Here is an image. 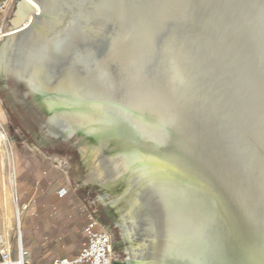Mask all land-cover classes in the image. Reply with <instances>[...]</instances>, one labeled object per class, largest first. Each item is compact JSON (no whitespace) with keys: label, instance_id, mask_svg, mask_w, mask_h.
Wrapping results in <instances>:
<instances>
[{"label":"rangeland","instance_id":"1","mask_svg":"<svg viewBox=\"0 0 264 264\" xmlns=\"http://www.w3.org/2000/svg\"><path fill=\"white\" fill-rule=\"evenodd\" d=\"M22 1L23 0H9L8 9L3 15H0L2 22V28L0 29V52L4 44H9L6 55L8 66L14 69V61L17 59L20 52L26 50L21 40L26 33L33 32L41 22L52 24L50 39L65 44L66 49H68L67 47L71 44V48L73 47V49L71 50L70 57L71 65L63 66L58 79L54 80L52 83L46 84L47 88L49 90H57L60 87V83L62 84L71 79V96L88 104L90 109L96 111V115H100L101 117L92 120L97 125L96 127H91L93 129H88L86 131L73 129L71 138L68 140L52 135L48 131V126L52 123L56 114V109L58 108L53 103L52 99L43 94L31 82L20 80L14 75L6 76L0 70V136H4L0 141V235L3 233L2 229L5 221V210L2 208V199H6L7 196L11 219V221L8 220L9 236L13 237L15 244L18 245L17 242L19 240L21 224L18 222L17 207L30 201L31 196L36 193V184L33 183L30 178H22L21 172L27 167L26 163L30 162V160L35 163L37 160L46 159L50 163L49 168L51 171H47L45 179L48 180L54 188L59 189L61 193L70 188L75 190L80 200L84 203L86 212L95 219L100 228L107 230L111 234L113 264H138V262L141 264H164L170 257L175 259L178 263L170 261L168 264H264V158H262L264 157V0H183V6L181 5L182 2L178 0V2H176V0L173 1L174 3L170 2V0H161L162 2H160V0H151V3L145 0L142 4L146 3L149 6L151 4L149 9L146 4H144V6L140 4L142 0H138L140 1L139 3H137V0H134L135 4L133 0H124V2L117 0L119 1L117 2L118 5H116L117 3L115 0L114 2L109 0L111 3H116L115 11L113 8L115 6L112 5L113 3L109 5L110 2L107 3L108 0H69V2H66V0H47L49 2L51 1L49 5L51 9L46 7V0H31L34 4V7L30 9L32 21L28 23L25 28L23 27L22 31L10 35V28H13L15 23L14 18L17 12V6ZM147 2H149V4ZM152 2L154 4L153 6ZM121 3H125L128 6ZM158 3L160 5H158ZM185 3L191 5L189 6L190 8H188V4H186L188 10L184 7ZM217 3H219V5ZM119 4L122 7H128L129 10L123 7V12L126 10V13H122V7L120 6L117 8ZM137 4L141 6L139 9L144 11V13L146 12V15L138 9L136 6ZM165 4H172V9L168 7L169 5L165 7ZM178 4L179 9L177 8ZM105 6L107 8H105ZM145 6L148 11L153 7V10L151 9L152 14L150 11L148 13L146 10H143ZM158 6L160 10L164 7L163 9L172 10L175 14L168 10L167 17V14H165L166 10H162L165 11L162 12L164 16L163 14L159 15L161 14V12H159L156 17V11L159 9ZM182 7H184L185 11ZM110 9H112V11ZM117 9H121L119 16L115 13L119 11ZM134 9L136 12H133ZM192 9L193 12H190ZM204 9H207V12ZM213 9L219 11L218 14H221L220 19L217 17V11ZM221 11L224 14L229 13V16L224 15L227 16L225 17L226 20L225 18H221L224 17ZM134 13L137 17H135ZM176 13V17L180 14L185 17L189 15L191 20H188V22L186 20L188 17L185 20L184 16H182L183 18L178 17V19L181 20V24L176 25L179 20L176 17H172L173 15L175 16ZM120 14L124 15V18L122 15L120 17ZM138 14H142L141 16H143L142 22L139 23L144 24V26L146 25L145 28L148 29L144 27H142L144 29L140 28L142 24L139 25L138 19L141 21V16ZM143 14L146 17L149 15L146 20H150L151 17L155 18L154 20L152 19V21L147 20L151 23V26L147 25ZM114 15L118 17V19L113 18L115 17ZM125 15L129 16L125 17ZM231 15H234L233 17L236 21L233 20L234 18H230ZM193 16L196 17L194 18ZM215 17L218 19L219 24L215 22ZM119 18L125 19L124 21L128 19L127 22L129 21V25L125 23L123 26L121 22L124 21ZM156 18H159V20L156 21ZM173 18L176 19V23ZM209 18L210 21H208ZM116 20L120 23H116ZM197 20L199 22H197ZM135 21H137V23ZM182 21H185L184 25ZM227 21H230L228 25ZM158 22H162V24ZM169 22L171 24H169ZM207 22H209V25L213 26L205 25ZM240 22L241 25H239ZM152 23H154V25H152ZM172 23L175 24L173 25ZM198 23L199 26L197 25ZM224 23H226V25H224ZM247 23L249 25H247ZM120 24L122 25L120 26ZM137 24L138 26L135 27L134 25ZM215 24L221 28L219 29L218 27L221 33V35L218 33L220 35L218 38L217 32L215 34V31H218L217 27H214ZM169 25L173 26L170 27ZM122 26L128 29L127 31L125 29L123 34H121L122 32L119 33V35L121 34L123 36L120 35L117 37L118 32L124 29ZM198 27L200 30L196 29ZM120 28L122 30H119ZM154 28L155 30H153ZM169 28L172 30L169 31ZM205 28L207 32H205ZM232 28H237L238 31L236 30V32L232 30ZM149 29L151 31H149ZM185 29L190 32V35L187 34ZM156 30L157 32L160 31L161 33H159L161 35L155 33ZM210 30L212 32L214 31V34H211ZM153 31L156 36H154ZM208 31L209 34L216 36H209ZM132 32L133 34L135 33V35H133ZM151 32L153 35H151ZM174 32L178 33V36ZM196 32L199 35L195 34ZM231 32L238 33V35L236 34L234 37L235 33L231 35ZM239 32L243 34L241 35L242 37H240ZM138 33L142 34V40V37L139 36L140 34ZM168 33L170 36L174 33L173 37H176V41L174 40L176 43L173 41L174 38H171L172 41L168 40L170 37ZM222 34H224V36ZM158 35L159 37H157ZM192 35L197 36L198 39ZM147 36L149 37L147 38ZM122 37L126 38V41L124 38L125 42ZM153 37H155V42H153ZM182 37L183 39L179 40ZM204 37L205 41L202 43L201 41ZM219 37H222V39ZM229 37L231 40L230 42H233L231 43L233 44L231 47H229V45H231L229 44ZM236 37L240 39L238 42H241L240 44L242 45L237 44L238 42L235 43L234 38L237 39ZM112 38H114V41H112ZM115 38H119L120 40L117 39V41ZM150 38H152V41ZM158 38H164V40L157 43L160 40ZM214 38L220 39L219 43L213 42L216 40ZM137 39L141 42L144 41L145 43H143L145 45L138 42ZM191 39L196 41L194 42V40ZM250 39L252 42L249 41ZM121 41L124 42V44L121 43ZM180 41L184 46H186V43L187 47L185 49L187 50L189 47V51L193 53L188 50V52H185ZM119 42L121 43L120 45L123 44L122 47H124H120L121 50L118 49ZM161 42L163 44L162 47L159 46ZM172 42L174 46H172ZM199 43L202 46H207L206 44L208 43L214 52L219 49L218 53L215 52V54H213L216 55V58H219L218 64L222 62L221 64L223 65V61L226 62L223 65L224 68L221 65V68H219L220 70L216 71L217 66L220 64L218 65L217 62H215L216 59L214 56L213 61H211L212 53L207 54L209 56L211 55V60L209 56L208 60L205 59L206 61L210 60L208 62L209 64H205L206 61L204 57L202 56L203 59H201L202 57L200 56L203 66L202 64L198 65V63H196L200 60L198 52L202 53V50L205 52L207 48L204 53L206 58L207 50H211L208 47L202 48L201 45L198 46ZM115 44L117 45L114 47ZM215 44L217 46H215ZM219 44L224 47H220ZM141 45H144L143 48ZM237 45H239V47H237ZM109 46H113V48H111L113 51H110L111 49ZM127 46L131 48L133 52V59H130L131 62L128 63L130 64V68L126 65L116 74V68L113 69V65H108V67H112L111 70L113 72L110 71L112 75L117 78L119 84L117 89L109 91L105 86H101L102 84L99 82L100 80H98L99 78L97 76V74H99L98 70H101L99 67L102 66L101 68L103 70L111 57V55L106 56L103 53L111 54V52H114L115 55H119L116 54L119 50V52L121 51L119 56L123 59L125 57L123 53H126L128 50ZM163 46L165 47L163 48ZM145 47L147 48L146 52L147 50L149 52L145 53ZM156 47H158V49ZM198 47L202 50L199 49L200 51L194 53L196 52L195 49L198 50ZM65 48L61 51L57 50L58 52L56 51V55L67 57L68 50L66 51ZM114 48L116 49L114 50ZM139 48H142V50ZM153 48L156 49L153 50ZM173 48L175 50L171 51ZM122 49L126 52H122ZM243 49L246 50L245 53ZM135 50L140 53L137 51L136 53ZM181 50L187 54V58L190 57L189 55L194 54V57L197 54L196 57H194L195 62L192 60L194 58L186 60V55L183 54ZM212 50L211 52H213ZM221 50H224V52ZM255 50H257V52ZM219 51H221V54H219ZM253 51L256 52L255 58L257 59L255 60L251 57L254 55ZM174 52L175 54L173 55ZM152 53H156L155 56L154 54L152 55ZM223 53L225 55H223ZM114 54L112 53V58L115 57ZM226 55H228L227 58L230 60L233 59V61L231 60L232 65L228 64L229 66H227L228 60L226 61ZM161 56L163 58L166 56V59H163ZM107 57L109 60L106 59ZM155 57L157 61H155ZM177 57L180 59H177ZM104 58L106 62L103 60ZM140 59L141 62H139ZM143 60H145V63L141 64L144 62ZM174 60L175 63L177 61L176 64L173 62ZM184 60L188 62V64H186ZM230 60L228 63L231 62ZM102 61L106 65L102 63ZM154 61L157 62V64ZM165 61L169 66L165 63L167 65L165 67ZM153 62L154 65H152ZM171 63L173 64L171 65ZM210 63H214V65L211 64L214 68L210 66V68L206 67L210 65ZM97 64H99V66ZM137 64L139 65L137 66ZM145 64H147L146 68L149 71H144L146 70V68H144ZM148 64L149 66L151 65L150 68ZM191 64L197 67L196 72L193 68L195 66L188 67ZM142 65L144 66L142 68L143 72H141L140 67ZM183 65H186L185 67H187L189 71H194V73L191 72L190 74L189 71H186L187 69H183ZM160 66L164 69L162 70ZM177 66L179 67V71L181 70L180 72L177 71ZM132 67H134V69ZM198 67L204 72L198 69ZM206 68L208 72H206ZM228 68H233L234 70L232 71ZM136 69L140 72L139 74ZM166 69H168L167 71L171 72V74L168 73ZM223 69H227L228 75L225 73L226 70L224 72L222 71L223 73L221 72ZM153 71H155V73ZM182 71H185L184 74ZM197 71H201L200 73L204 74L201 76ZM180 73L183 74V77L182 75L180 76ZM121 75L122 78H120ZM160 75H162V78ZM164 75L168 77L166 76L167 78H164ZM209 75H211V78ZM95 76H97V79ZM131 76H133L131 79L127 78ZM159 76L160 78H158ZM169 78L173 81L168 80ZM123 80H126L125 83ZM74 81L76 83H74ZM175 82L177 84H175ZM207 83L209 84L207 85ZM134 84L138 85L135 86ZM97 86L99 88H97ZM177 86L180 88L179 90ZM100 87L103 91L99 90ZM191 87H193L192 90L190 89ZM197 90L200 94L197 93ZM91 91L93 94H91ZM95 91H97V95L94 94ZM191 91H194V94ZM232 93L235 96L232 95ZM176 94H178L177 96L181 95L183 99L177 97ZM189 94H191V97L192 94L194 95L191 100ZM201 95L205 98L201 97ZM145 96H147V98ZM152 97L155 103L151 102ZM171 97H174L173 99L176 101L172 100L171 102ZM161 98H163L162 100L164 102ZM186 98L188 99L186 100ZM219 98H221V100ZM149 99L151 101H149ZM184 99L186 101H183ZM199 99H201L202 105ZM213 100L215 101L213 102ZM165 101H168L167 104ZM192 101L193 104L190 107ZM195 101L197 106L195 105ZM207 102L209 104H207ZM149 104L151 105L149 106ZM175 104H179L180 106ZM211 108L214 112L216 108L217 110H223L224 112H222V115L224 116L228 115L230 111L232 115L229 114V118L226 117L225 122L224 116L220 113L221 111L218 114L219 118H217L218 112H215L216 114L212 116L214 112H212ZM225 109L229 110L226 111ZM209 110H211V113L208 112ZM171 112L175 117L178 113L176 122L179 128V135L182 142L184 141L183 146L185 153L187 154L185 163L169 159L168 167L170 171L160 172L161 166L159 164H162L165 160L162 161L161 153L149 147V136L144 133L135 132H133L135 135L132 136L129 130L134 125L135 118L137 117L150 124V122L154 121H163L165 118L169 117ZM233 112H237L240 115L235 113V119H233ZM148 113L151 115L150 117ZM199 114L201 115L199 116ZM178 115L180 116L179 119H177L179 117ZM237 115L239 117H237ZM230 118H232V120ZM228 119L230 120L228 121ZM239 120L244 121L239 122ZM66 123L67 124L64 126L66 129H69L76 126L77 119L71 118V122L66 120ZM99 131L116 134L118 136V141L112 142V140L107 139L100 142L89 136V132ZM183 138H185V140H183ZM238 138H240L239 141ZM84 150L90 151L89 158L84 155ZM188 154H191V156ZM93 179L105 180L108 184L107 186H103L99 183H95ZM157 184L159 185L157 186ZM217 192H219L221 196H219ZM202 194L205 196H202ZM203 197L207 199L205 200ZM228 201L231 203L230 205H228ZM137 208H140L141 214L136 220L135 238L132 239L128 234L127 228L123 224V217L129 216L131 212L134 213ZM168 218H170L169 226ZM21 219L22 215L20 223ZM213 221H217V223L215 222L214 224ZM238 233L246 234L247 237H252L253 239L252 241H241L240 238L237 239ZM205 241H207L206 246ZM257 254L260 255L258 256Z\"/></svg>","mask_w":264,"mask_h":264},{"label":"bare ground","instance_id":"2","mask_svg":"<svg viewBox=\"0 0 264 264\" xmlns=\"http://www.w3.org/2000/svg\"><path fill=\"white\" fill-rule=\"evenodd\" d=\"M69 2V0H66V2ZM113 2H114V0H112ZM121 1H123L124 2V0H121ZM126 1V0H125ZM136 1V0H135ZM149 2L151 1V0H148ZM153 1V0H152ZM159 1V0H158ZM166 1V0H165ZM173 1H175V0H170V2H173ZM179 2L181 1L182 3H181V5L183 4V0H178ZM177 0H176V2H178ZM186 1V0H185ZM190 1V0H189ZM51 2V1H50ZM49 1H45V5H46V7H48V9H51L50 7H49V5L51 4ZM107 2V1H106ZM105 2V3H106ZM110 2V4L109 5H111L112 3H111V1H109L108 0V2L107 3H109ZM115 2L117 3V2H119V1H117V0H115ZM140 1H138L137 0V3H139ZM143 2H145V0L143 1H141L140 2V4L141 5H143L144 6V4H146V3H144V4H142ZM149 2H147L148 4H149ZM160 2H162L161 0H160ZM53 3V2H52ZM115 3V4H116ZM127 3V2H126ZM128 3H129V1H128ZM127 3V4H128ZM133 3H134V0H133ZM151 3V2H150ZM174 3V2H173ZM172 3V4H173ZM190 3V2H189ZM216 3V2H215ZM115 4L113 3L112 5L113 6H115ZM121 4H124V5H126V6H128L127 4H125V3H121ZM135 4V3H134ZM167 4V3H166ZM164 5L165 7L166 6H168L169 8H171L172 9V7H173V5L172 4H168V5ZM177 4V3H176ZM186 4H188V3H185L184 4V7L186 8ZM212 4L214 5V3L212 2ZM218 5H219V3H217ZM216 4V5H217ZM54 5V4H53ZM103 5V4H102ZM116 5H118V3L116 4ZM133 5V4H132ZM147 5V4H146ZM154 4H153V2H152V6H153ZM158 5H160L159 3H158ZM162 5H163V3H162ZM170 5H171V7H170ZM212 5V6H213ZM112 6V7H113ZM121 5L119 4V6H117V8L118 7H120ZM126 6L124 7V8H126ZM137 7H138V9H139V7L141 8V6L139 5V4H137L136 5ZM136 6H133V7H136ZM148 6V9H149V7L151 6V4H150V6L149 5H147ZM178 6H179V4L177 5V8H178ZM183 6V5H182ZM189 6H191L190 4H188V8H190ZM195 6H197V5H195ZM31 7H34V4H33V2L31 1V0H23L22 2H20L19 4H18V6H17V12H16V15H15V18H14V20H15V23H14V27L13 28H10V32H11V34L10 35H12V34H15V33H17V32H20V31H22L23 29V27L25 28L26 26H27V24L28 23H30L31 21H32V16H31V13H30V9H31ZM107 7H108V5H107ZM106 6H105V8H107ZM109 7H111V6H109ZM122 7V6H121ZM122 7V13H124L123 12V10H124V8ZM136 7V8H137ZM160 7H162V6H160ZM184 7H182V9L184 10ZM220 7V6H219ZM114 8V11L116 10V6L115 7H113ZM153 8V7H152ZM152 8H150V12H151V14H152ZM158 8H159V6H158ZM164 8V7H163ZM161 9L160 10V8L159 9H157V11H156V17L158 16V14H159V12H161V14H159V15H162L163 13L162 12H165V11H162V10H166V9ZM192 8V7H191ZM195 8H197V7H195ZM213 8H214V6H213ZM126 9H128V7L126 8ZM152 9V10H151ZM174 9V8H173ZM179 9V8H178ZM217 9H218V7H217ZM111 11H112V9H110ZM117 10H119L118 12L116 11L115 13H117L118 14V16H119V13H121V9H117ZM129 10V9H128ZM140 11H142L141 9H139ZM143 10H146V6H145V8L143 9ZM160 10V11H159ZM169 9H167L166 10V13L165 14H167L166 16L168 17V11ZM186 10H188L187 8H186ZM190 10V9H189ZM195 10H197V9H195ZM204 10H206V12H207V9H204ZM203 10V11H204ZM214 11H217V14L219 13V11L218 10H216V9H213ZM52 11V10H51ZM136 12V10L134 9L133 10V12ZM148 13H149V11L148 10H146ZM169 11H171V13L173 12L174 14H175V12L174 11H172V10H169ZM185 11V10H184ZM202 11V10H201ZM201 11H198V12H201ZM129 12V11H128ZM138 12V11H137ZM180 12V11H179ZM190 12H193V9H192V11H190ZM126 13V12H125ZM142 13H144V11H142ZM181 13V12H180ZM196 13H197V11H196ZM205 13V12H204ZM221 13H223L222 11H221ZM112 14H113V12H112ZM117 14H115V15H117ZM128 14V13H127ZM130 14V13H129ZM135 14V13H134ZM140 14V13H139ZM138 14V15H139ZM145 15H146V12L144 13ZM143 14V15H144ZM184 14V13H183ZM189 14H191V13H189ZM230 14H231V12H230ZM114 15V16H115ZM121 15L122 14H120V17H121ZM142 15V14H141ZM141 15H139V16H141ZM144 15V16H145ZM173 15V14H172ZM186 15V14H185ZM192 15V14H191ZM193 15H194V13H193ZM202 15V14H201ZM204 15H206V14H204ZM219 15V14H218ZM217 15V17H219V19H220V16H221V14L218 16ZM224 15H227V16H229V13H223V15L222 16H224ZM236 15V14H235ZM124 15H122V17H123ZM126 16H129V15H125V17ZM134 16V15H133ZM149 15H147V17H148ZM152 16V15H151ZM153 16H155V15H153ZM163 16H164V14H163ZM177 16V13H176V15L174 16H172V17H176ZM182 16H184V15H182ZM181 16V14L180 15H178V17L180 18V17H182ZM196 16H198V15H196ZM196 16H193L194 18L196 17ZM203 16V15H202ZM227 16H224V17H221V18H225V17H227ZM234 15H231V17L230 18H234L233 17ZM135 17H137V15L135 14ZM146 16H145V22H147V25H149V26H151V23H149L147 20H149V19H147L146 20V18H147ZM178 17H176L177 19H178ZM185 17V16H184ZM188 17V19H186ZM190 16L189 15H186V17L184 18V20L186 19L187 21L188 20H191L190 18H189ZM199 18H202V17H200V16H198ZM198 17H197V19H198ZM206 17V16H205ZM113 18H117L118 19V17H113ZM124 18V17H123ZM122 18V19H123ZM142 18H143V16H141V21H139L140 19H138V23L139 22H142ZM183 18V17H182ZM216 18V17H215ZM239 18V17H238ZM120 20H122L121 18H119ZM128 19H129V17H128ZM128 19H126V21H124L125 19H123V21L124 22H121V23H123V26H124V24L125 23H129V21L127 22V20ZM152 19L154 20L155 18L153 17H151V21H152ZM174 19V22L176 23V19L175 18H173ZM172 19V20H173ZM149 20V21H150ZM157 20H159V18L157 19L156 18V21ZM160 20L162 21V19L160 18ZM179 20V19H178ZM177 20V21H178ZM215 20V19H214ZM217 20V21H216ZM216 20H215V22L217 23L218 22V19L216 18ZM223 20V19H222ZM221 20V22L223 23V21ZM225 20H226V18H225ZM232 20V19H231ZM230 20V21H231ZM233 20H235V18L233 19ZM242 20V19H241ZM168 21V20H167ZM208 21H210V18H209V20ZM229 21V22H230ZM236 21V20H235ZM234 21V22H235ZM238 21H239V19H238ZM116 23H120V22H117V20L115 21ZM136 23H137V21H135ZM172 22V21H171ZM185 22V21H184ZM184 22L182 21V24L184 25ZM189 22V21H188ZM197 22H199L198 20H197ZM228 21H227V25H228V23H229ZM233 22V21H232ZM149 23V24H148ZM155 23V22H154ZM154 23H152V25H154ZM158 23H160V24H162V22H158ZM174 23V24H175ZM191 23V22H190ZM238 23V22H237ZM236 23V24H237ZM140 24H142V23H139V25ZM146 24V23H145ZM169 24H171L170 22H169ZM173 24V23H172ZM173 24V25H174ZM179 25V24H181V20H179V22L178 23H176V25ZM195 24H196V22H195ZM217 24H219V22L217 23ZM217 24H215V28L217 27V29H218V27L219 26H216ZM232 24H234V23H232ZM122 24H120V26H121ZM129 25V24H128ZM156 25H158V24H156ZM172 25V26H173ZM186 25V24H185ZM189 25H191V24H189ZM198 26H199V23L197 24ZM196 25V26H197ZM200 25H201V22H200ZM205 25H209V22H207V24H205ZM224 25H226V23H224ZM230 25V24H229ZM235 25V24H234ZM239 25H241V22H240V24ZM247 25H249L248 23H247ZM117 26H119V25H117ZM122 26V27H123ZM125 26H127V25H125ZM135 27L136 26H138V24L137 25H134ZM146 26V25H145ZM145 26H144V24H142V26L140 27L141 29H144L145 28ZM159 26V25H158ZM162 26V25H161ZM160 26V27H161ZM170 26V25H169ZM172 26H170V27H172ZM187 26V25H186ZM195 26V27H196ZM209 26H213V25H209ZM238 26V25H237ZM121 27V28H122ZM142 27H144V28H142ZM181 27V26H180ZM179 27V28H180ZM201 27V26H200ZM240 27V26H239ZM249 27V26H248ZM119 29V30H122L123 28V30L122 31H120V32H118V36L117 37H119L121 34H123V31L125 32V27H123L122 29ZM157 28V27H156ZM175 28L177 29V27L175 26ZM191 28V27H190ZM207 28V27H206ZM206 28H205V32H207L206 31ZM227 28V27H226ZM235 28V27H234ZM234 28H232V30H237V28L236 29H234ZM128 29V28H127ZM127 29H126V31H127ZM145 29H148V28H145ZM170 30L169 31H171L172 29L171 28H169ZM186 29H188V28H186ZM185 29V31L187 32V34H189L190 32H188L187 30ZM196 29H199L200 30V28L198 27V28H196ZM208 29V28H207ZM216 29V30H217ZM219 29H221L220 27H219ZM219 29H218V31H215V34H216V32H217V34L219 33L220 35H221V33L219 32ZM230 29V28H229ZM239 29V28H238ZM19 30V31H18ZM51 30H52V24H50V23H47V22H41L37 27H36V29L33 31V32H29V33H26L23 37H22V41H23V45H24V47H26V50H24V51H22V52H20V54L18 55V57H17V59L14 61V69H12V67H9L8 65V62H7V60H6V58H7V49H8V45H6V44H4L3 46H2V50H1V52H0V70H1V72L4 74V75H6V76H9V75H14V76H16L17 78H19L20 80H26V81H28V82H31L35 87H37L43 94H45V95H47V96H49L51 99H52V101H53V103L58 107L57 109H56V114H55V116H54V118H53V120H52V123L48 126V131L52 134V135H55V136H58V137H61V138H63L64 140H68L69 138H71V135H72V133H73V129H77V130H79V131H86V130H88V129H93V128H91V127H96L97 125L92 121L93 119H97V118H100L101 116L100 115H96V111H94L93 109H90V107L88 106V104H86V103H84V102H82V101H80V100H77L76 98H74V97H72L71 96V79H69L67 82L65 81V82H63L62 84L60 83V87H59V89H57V90H49L48 88H47V85L46 84H48V83H52V82H54V80H57L58 79V77L60 76L59 74L61 73V68H63V66L65 67V66H67V65H71V50L73 49V47L71 48V44L69 45V44H67V45H69L67 48L68 49H66L65 48V44H63V43H60V42H55V41H52L51 39H50V33H51ZM135 30V29H134ZM153 30H155V28L153 29ZM160 30V29H159ZM158 30V31H159ZM161 30H162V28H161ZM193 30V29H192ZM198 30V31H199ZM209 30V29H208ZM246 30V29H245ZM148 31V30H147ZM149 31H151L150 29H149ZM203 31V30H202ZM222 31H223V28H222ZM238 31V30H237ZM236 31V32H237ZM122 32V33H121ZM145 32H146V30H145ZM160 32V31H159ZM159 32H157V30H156V32L155 33H159ZM162 32H163V30H162ZM173 32V31H172ZM182 32V31H181ZM185 32V33H186ZM210 32H211V34H214V31L212 32L211 30H210ZM246 32V31H245ZM119 33H121L120 35H119ZM148 33V32H147ZM161 33V32H160ZM159 33V35H161ZM174 33H176V32H174ZM174 33H172L171 34V36H170V34H169V38H168V40H171V38H174L173 36V34ZM194 33V32H193ZM223 33V32H222ZM235 32H231V35H233ZM117 34V33H116ZM126 34V33H125ZM132 34H133V32H132ZM138 34H140V33H138ZM144 34V33H143ZM153 34H154V31H153ZM152 34V32H151V35H153ZM163 34V33H162ZM177 34V36H178V33H176ZM176 34H175V36H176ZM179 34H180V32H179ZM195 34H197V32L195 33ZM208 34H209V31H208ZM208 34H207V36H208ZM211 34H209V36L211 35ZM217 35V38H218V36H220V35ZM238 35V33H235L234 34V37H235V35ZM239 34H240V32H239ZM133 35H135V33L133 34ZM148 35V34H147ZM150 35V36H151ZM159 35L157 36V37H159ZM190 35V34H189ZM188 35V36H189ZM197 35H199V34H197ZM223 36H224V34H222ZM241 35H243L242 33L240 34V37H242ZM247 35V34H246ZM121 36H123V35H121ZM124 36H126V35H124ZM139 36H141L142 37V34H140ZM145 36V35H144ZM154 36H156L155 34H154ZM187 36V37H188ZM193 37H196L197 38V36H195V35H192ZM203 36H205V35H203ZM203 36H201V37H203ZM207 36H206V38H207ZM213 36H216V35H211V37H213ZM248 36V35H247ZM115 37V36H114ZM135 37V36H134ZM136 37H138V36H136ZM141 37H139V38H141ZM149 36H147V38H148ZM152 37V36H151ZM161 37H163V36H161ZM183 37H184V35H183ZM183 37L182 38H180L179 40H181V39H183ZM239 37V38H240ZM251 37V36H250ZM249 37V38H250ZM121 38V37H120ZM125 38V37H124ZM124 38L122 37V39H123V41H124ZM138 38V39H139ZM145 38V37H144ZM154 38L155 37H153V42H155L154 41ZM210 38V37H209ZM220 39H222V37H219ZM225 38H226V36H225ZM224 38V39H225ZM237 38V37H236ZM244 38V37H243ZM242 38V39H243ZM247 38V37H246ZM248 38V39H249ZM253 38V37H252ZM113 40L112 41H114V38H112ZM116 39V38H115ZM118 40H120L119 38H117ZM116 39V40H117ZM137 39V40H138ZM143 39V37L141 38V40ZM151 39V41H152V38H150ZM158 39H160L157 43H159L161 40H164V38H158ZM198 39V38H197ZM205 39V37L203 38V40L201 41L202 43H203V41H205L204 40ZM211 39V38H210ZM214 39H216V38H214ZM219 39V40H220ZM227 39V38H226ZM229 39V42L231 41L230 40V37L228 38ZM247 39V40H248ZM116 40H115V42H116ZM117 40V41H118ZM176 41V37L173 39V41ZM191 40H194V39H191ZM212 40V39H211ZM216 40H218V39H216ZM213 41V42H218L219 43V40L218 41ZM234 40H235V43L236 42H238V40H240V39H235L234 38ZM233 40V41H234ZM246 40V41H247ZM125 41H126V38H125ZM124 41V42H125ZM136 41V40H135ZM150 41V40H149ZM172 41V40H171ZM174 41V43H176ZM196 40H194V42H195ZM206 41H208V40H206ZM224 41H226V40H224ZM228 41V40H227ZM249 41H251L252 42V40L250 39ZM124 42H122L121 41V43H123L124 44ZM138 42H140V43H143V42H141V41H139L138 40ZM148 42V41H147ZM146 42V43H147ZM193 42V41H192ZM193 42V43H194ZM209 42V41H208ZM223 42V41H222ZM229 42H227V43H229ZM245 42V41H244ZM120 42H119V48L118 49H120L121 50V48L120 47H122V45H120L121 44ZM127 43V42H126ZM145 43V42H144ZM143 43V44H144ZM169 43V42H168ZM182 42L180 41V44H181ZM192 43V44H193ZM211 43V42H210ZM218 43H216V44H218ZM221 43V42H220ZM231 43H233V42H230L229 44H231ZM241 43V42H240ZM239 42L237 43V44H240ZM117 44H115L114 45V47L117 45ZM161 45H159V44H156V45H159L160 47H162V42L160 43ZM166 44H167V42H166ZM172 44H173V42H172ZM215 44V46H217ZM244 44V43H243ZM247 44V43H246ZM245 44V45H246ZM252 44V43H251ZM250 44V45H251ZM127 45V44H126ZM136 45H137V42H136ZM135 45V47L137 48V46ZM145 45V44H144ZM143 45V46H144ZM155 45V46H156ZM182 45H183V47H182ZM182 45H181V47L183 48V49H185L186 47H187V44L185 43V45L186 46H184V44L182 43ZM201 44L199 43V45L198 46H200ZM207 46H202V48L204 47V48H206V47H208V48H210L211 46H209L208 45V43L206 44ZM221 44H219V46H220ZM233 44H231V45H229V47H231ZM240 45H242V44H240ZM111 46V45H110ZM109 46V47H110ZM140 46V45H139ZM142 46V45H141ZM143 46H142V48H143ZM148 46H149V44H148ZM151 46H152V43H151ZM172 46H174V44L172 45ZM214 46V47H215ZM247 46H249V45H247ZM247 46H245L246 48H249V47H247ZM147 47V46H146ZM144 48V51H145V53H147V52H149L148 50H147V52H146V49L147 48ZM165 46H163V48H164ZM220 47H222V46H220ZM224 47V46H223ZM222 47V48H223ZM237 47H239V45H237ZM244 47V46H243ZM242 47V48H243ZM253 47V46H252ZM66 49V51L68 52V54H67V57L66 56H57L56 55V53L58 52L57 50H63V49ZM111 48H113V46L112 47H110V49ZM122 48H124V47H122ZM127 48H128V46H127ZM142 48H139V49H141L142 50ZM149 48V47H148ZM157 49H158V47H156ZM156 48H153V50L154 49H156ZM172 48V47H171ZM175 48V47H174ZM171 49V51L172 50H175V49ZM189 48V47H188ZM187 48V50L189 51L190 49H188ZM193 48V47H192ZM212 48H213V46H212ZM218 48V47H217ZM241 48V49H242ZM245 48V49H246ZM109 49V50H110ZM116 48H114V50H115ZM117 49V50H118ZM138 49V50H139ZM200 47H198V50L197 49H195V51L196 52H194V53H197V51H200V50H202V49H200ZM207 49V48H206ZM206 49H205V52H206ZM211 49V48H210ZM216 49V48H215ZM240 49V48H239ZM253 49V48H252ZM106 50V49H105ZM104 50V51H105ZM123 50V49H122ZM149 50L151 51V49L149 48ZM186 49L184 50L185 52H188ZM193 50H194V48H193ZM212 50V49H211ZM211 50H207V53H206V55L207 54H211L212 53V60L210 59V57H211V55L209 56V55H207L206 56V58H205V52H204V50H202L201 52L202 53H200V52H198L199 53V59L203 56L204 57V60L206 59V60H208V56H209V59L211 60V61H213V56L215 57V59H216V61L215 62H217V64H218V62H219V58H218V61H217V58H216V55H214L215 54V52L216 53H218V50L219 49H217V51H213V52H211ZM254 50V49H253ZM57 51V52H56ZM107 51V50H106ZM110 51H113L112 49L110 50ZM109 51V52H110ZM125 50H123L122 52H124ZM137 50H135V52H136ZM140 51V50H139ZM139 51H137L138 53H140ZM161 51V50H160ZM163 51H165V50H163ZM182 51V50H181ZM184 51H182L183 52V54H185L184 53ZM222 52H224V50H221ZM221 51H219V54H221L220 52ZM225 51H226V49H225ZM245 51L246 50H244L243 49V52L245 53ZM256 52H257V50H255ZM255 51H253L254 52V55H252L251 57L252 58H254V60L255 59H257V58H255V54H256V52ZM108 52V51H107ZM117 52V51H116ZM118 52H119V50H118ZM116 53V54H119L120 55V52L119 53ZM126 52V51H125ZM136 52V53H137ZM142 52V51H141ZM152 52V51H151ZM154 52V51H153ZM182 52H180V53H182ZM189 52H191V53H193L192 51H189ZM209 52V53H208ZM248 52V51H247ZM112 53L114 54V52H111V54H107V53H103V54H105L106 56L107 55H111V57L108 59V57L106 58L107 60H109L108 62H107V65L102 61V63H104L103 65L105 66L104 67V69L102 70V66L101 67H99L101 70L99 71L98 70V73L99 74H97V76H98V80H100L99 82H101V86H105L109 91H113L114 89H117V87L119 86V84H118V81H117V78H115L113 75H112V70H111V68L110 67H108V65L109 66H111V65H113L114 67H113V69L114 68H116V74H118V71L119 70H121L122 68H124L126 65H128L129 67L128 68H130V64H128V63H130L131 61H130V59L132 60L133 59V52L131 51V48H128V50H127V52L126 53H123V54H125V57L123 58V59H121V57L119 56V55H115L114 54V58H112ZM143 53V52H142ZM164 53V52H163ZM214 53V54H213ZM227 53V52H226ZM102 54V53H101ZM144 54V53H143ZM154 53H152V55H153ZM156 54V53H155ZM155 54H154V56H155ZM160 54V53H159ZM175 54V52L173 53V55ZM190 54V53H189ZM200 54H203V55H200ZM218 54V55H219ZM251 54H253V53H251ZM105 55H104V57H105ZM139 55V54H138ZM151 55V54H150ZM152 55H151V58H152ZM180 55V54H179ZM186 55V56H185ZM185 55H183V56H185V58H186V60H188L189 58H194V57H196V55L193 57V55H189L190 57L189 58H187L188 56H187V54H185ZM217 55V56H218ZM223 55H225L224 53H223ZM258 55V54H257ZM135 56V55H134ZM160 56V55H159ZM177 56V55H176ZM181 56V55H180ZM179 56V57H180ZM192 56V57H191ZM201 56V57H200ZM227 56L228 55H226V61L228 60V62H229V58H227ZM254 56V57H253ZM140 57V56H139ZM145 57V56H144ZM148 57V56H147ZM162 57V56H161ZM166 57V56H165ZM163 58V59H166V58ZM168 57V56H167ZM173 57V56H172ZM179 57H177V59H180ZM203 57L201 58V59H203ZM229 57H231V56H229ZM250 57V56H249ZM103 58V57H102ZM149 58V57H148ZM147 58V59H148ZM154 58V57H153ZM156 58V57H155ZM161 58V59H162ZM170 58V57H169ZM168 58V59H169ZM176 58V57H175ZM251 58V59H252ZM135 59V58H134ZM146 59V58H145ZM167 59V60H168ZM172 59V58H171ZM198 59V58H197ZM198 60L196 63H198V65L200 64H202V66H203V62L201 63V61L202 60ZM100 60V59H99ZM103 60H105V58L103 59ZM136 60H137V58H136ZM154 60V59H153ZM159 60V59H158ZM170 60V59H169ZM182 60H183V58H182ZM192 60H194V62H195V58L194 59H192ZM205 60V61H206ZM209 60V61H210ZM224 60V59H223ZM232 61H233V59H231ZM230 60V61H231ZM135 61V60H134ZM144 62H142L141 64H143V63H145V60H143ZM147 61V60H146ZM150 61H151V59H150ZM155 61H157V58H156V60ZM154 61V62H155ZM179 61V60H178ZM185 61V60H184ZM204 61V62H205ZM209 61H206V63L205 64H209L208 62ZM232 61L230 62V63H228L227 62V66H229L231 63H232ZM251 61H253V60H251ZM66 62H67V64H66ZM105 62H106V60H105ZM137 62V61H136ZM139 62H141V59H140V61ZM148 62V61H147ZM154 62H153V64L152 65H154ZM159 62V61H158ZM160 62H162V61H160ZM169 62V61H168ZM170 62H172V61H170ZM174 63H175V60L173 61ZM182 62V61H181ZM186 62V61H185ZM193 62V61H192ZM99 63V62H98ZM134 63V62H133ZM149 63V62H148ZM156 64H157V62H155ZM166 63V61L164 62V65H165V67L168 65L167 63V65L165 64ZM176 63H177V61H176ZM175 63V64H176ZM191 63V62H190ZM196 63H194V64H196ZM222 62H220L218 65L219 66H217V68H216V71H219L220 69L219 68H221L220 66L222 65L221 64ZM224 63H226V62H224L223 61V65H224ZM252 63V62H251ZM253 63H255L254 61H253ZM64 64H66V65H64ZM173 63H171V65H172ZM186 64H188V62H186ZM211 64H213L214 65V63H210V65H208V66H206V67H213L214 68V66L213 65H211ZM229 64V65H228ZM235 64V63H234ZM233 64V65H234ZM98 66H99V64H97ZM136 65V64H135ZM139 64H137V66H138ZM146 65L147 64H145V67L142 65V66H140L141 67V72H143L142 71V68L144 67V68H146ZM181 65H182V63H181ZM197 64H196V66H198ZM222 65V67L224 68V66ZM232 65V64H231ZM115 66H117V67H115ZM134 66V65H133ZM148 66H149V64H148ZM151 66V65H150ZM150 66H149V68H150ZM163 66V65H162ZM169 66V65H168ZM176 66V65H175ZM184 66V65H183ZM186 66V65H185ZM184 66V68L183 69H187V67H185ZM188 66V65H187ZM190 66H195V65H189L188 67H190ZM193 67L194 68V70H195V72H196V68L197 67ZM215 66H216V64H215ZM155 67H158V66H155ZM161 67V66H160ZM164 67V66H163ZM171 67V66H170ZM178 67V66H177ZM192 67H191V69H192ZM205 67V66H204ZM209 67V68H210ZM232 67V66H231ZM133 69H134V67H132ZM162 68V67H161ZM182 68V67H181ZM200 68H201V66H200ZM199 67H198V69H200ZM208 68V69H209ZM139 69V68H138ZM138 69H136L137 71H138ZM164 68H162V70H163ZM172 69H173V67H172ZM182 69V70H183ZM190 69V68H189ZM197 69V70H198ZM218 69V70H217ZM229 69V68H228ZM231 69V68H230ZM229 69V70H230ZM71 70V69H70ZM112 72H111V71ZM127 70V69H126ZM148 69L146 68V70H144V71H147ZM161 70V69H160ZM159 70V71H160ZM168 69H166V71H167ZM201 71H203L202 69H200ZM213 70V69H212ZM211 70V71H212ZM226 70V72L225 73H227V75H228V72H227V69H225ZM224 69L223 70H221V72L223 71H225ZM232 71L234 70L233 68L231 69ZM103 71V72H102ZM149 71V70H148ZM150 71H151V69H150ZM170 71H171V69H170ZM176 71V70H175ZM177 71H179V67H178V70ZM181 71V70H180ZM179 71V72H180ZM186 71H189L188 69L186 70ZM200 71V72H201ZM79 72V71H78ZM100 72H102V73H100ZM115 72V71H114ZM152 72V71H151ZM154 73H155V71H153ZM168 72V71H167ZM173 72V71H172ZM185 72V71H184ZM184 72L182 71V73L184 74ZM190 72V74H191V72H192V70H190L189 71ZM198 73H200L199 71H197ZM204 72V71H203ZM206 72H208L207 71V68H206ZM212 72H214V71H212ZM222 72V73H223ZM231 72V71H230ZM229 72V73H230ZM245 72V71H244ZM140 72L138 71V74H139ZM148 73H150V72H148ZM168 73H170L171 74V72H168ZM178 73V72H177ZM182 73H180V76L182 75V77H183V74ZM188 73V72H187ZM192 73H194V71L192 72ZM197 73V74H198ZM211 73V72H210ZM209 73V74H210ZM225 73H224V75H225ZM94 74V73H93ZM101 74V75H100ZM113 74H115V73H113ZM133 74V73H132ZM151 74V73H150ZM149 74V75H150ZM162 74V73H161ZM167 74V73H166ZM189 74V73H188ZM188 74H187V76H188ZM201 74V76L204 74V73H200ZM199 74V75H200ZM214 74V73H213ZM212 74V75H213ZM216 74H217V72H216ZM220 74V73H219ZM42 75V76H41ZM87 75V74H86ZM95 75V74H94ZM94 75H93V77H94ZM141 75V74H140ZM152 75H153V73H152ZM159 75V74H158ZM179 75V74H178ZM196 75V74H195ZM206 75H208V74H206ZM252 75V74H251ZM71 76V75H70ZM79 76V75H78ZM97 76H95L96 77V79H97ZM126 76H127V73H126ZM137 76V75H136ZM139 76V75H138ZM161 76V78H162V75H160ZM160 76L158 77V78H160ZM167 76V75H166ZM165 75H164V78H167ZM173 76H175V75H173ZM211 75H209V77H210ZM214 76V75H213ZM86 77V76H85ZM133 76H131L130 78L129 77H127L128 79H131ZM151 77V76H150ZM157 77V76H156ZM179 77V76H178ZM193 77V76H192ZM215 77H217V76H215ZM83 78V77H82ZM120 78H122V75L120 76ZM126 78V77H125ZM126 78V79H127ZM144 78V77H143ZM157 78V79H158ZM186 78V77H185ZM189 78V77H188ZM196 78H197V76H196ZM211 78V77H210ZM231 78V77H230ZM124 79V78H123ZM127 79V80H128ZM181 79V78H180ZM191 79V78H190ZM140 80V79H139ZM145 80V79H144ZM161 80V79H160ZM168 80H170V78L168 79ZM167 80V81H168ZM172 80V79H171ZM170 80V81H171ZM194 80V79H193ZM211 80V79H210ZM126 81V80H125ZM125 81L123 80V82L125 83ZM131 81H134V80H131ZM146 81V80H145ZM173 81V80H172ZM186 81V80H185ZM122 82V81H121ZM153 82V81H152ZM159 82V81H158ZM165 82H166V80H165ZM169 82V81H168ZM180 82V81H179ZM197 82V81H196ZM204 82V81H203ZM206 82V81H205ZM74 83H76L75 81H74ZM87 83V82H86ZM90 83V82H89ZM135 83V82H134ZM163 83V82H162ZM189 83V82H188ZM188 83H187V85H188ZM209 83H211V82H209ZM209 83H207V85L209 84ZM127 84V83H126ZM126 84H125V86H126ZM141 84V83H140ZM173 84V83H172ZM175 84H177L176 82H175ZM186 84V83H185ZM184 84V86L186 87V85ZM250 84V83H249ZM74 85H76V84H74ZM95 85V84H94ZM129 85V84H128ZM135 86H137L138 84H134ZM133 85V86H134ZM160 85V84H159ZM170 85V84H169ZM168 85V86H169ZM180 85V84H179ZM194 85H195V83H194ZM124 86V85H123ZM140 86V85H139ZM167 86V85H166ZM191 86H192V84H191ZM203 86V85H202ZM78 87V86H77ZM86 87V86H85ZM91 87V86H90ZM143 87V86H142ZM165 87V86H164ZM173 87V86H172ZM178 87V86H177ZM194 87V86H193ZM193 87H191L190 89L192 90V88ZM220 87V86H219ZM79 88V87H78ZM87 88V87H86ZM97 88H99L98 86H97ZM80 89V88H79ZM78 89V90H79ZM85 89V88H84ZM105 89V88H104ZM121 89H123V88H121ZM166 89V88H165ZM180 88L178 87V90H179ZM187 89V88H186ZM185 89V90H186ZM190 89H189V91H190ZM100 91H103V90H101V87H100V89H99ZM136 90V89H135ZM139 90V89H138ZM169 90V89H168ZM182 90V89H181ZM194 90V89H193ZM97 91H98V89H97ZM97 91H95V93L94 94H96L97 93ZM137 91V90H136ZM174 91V90H173ZM173 91H171V92H173ZM187 91V90H186ZM206 91V90H205ZM209 91V90H208ZM90 92V91H89ZM92 92V91H91ZM133 92V91H132ZM135 92V91H134ZM179 92V91H178ZM193 94H194V91H191ZM196 92V91H195ZM210 92V91H209ZM78 93V92H77ZM102 93V92H101ZM197 93H199L198 92V90H197ZM91 94H93V92L91 93ZM173 94V93H172ZM192 94V97L194 96ZM200 94V93H199ZM198 94V95H199ZM97 95V94H96ZM144 95V94H143ZM175 95V94H174ZM178 94H176V96H177ZM187 95V94H186ZM197 95V96H198ZM232 95H234L233 93H232ZM169 96V95H168ZM172 96V95H171ZM189 96H190V100H191V94H189ZM195 96H196V94H195ZM230 96V95H229ZM235 96V95H234ZM238 96H240V95H238ZM238 96H236V97H238ZM146 98H147V96H145ZM175 97V96H174ZM173 97V98H174ZM177 97H180V99H183V98H181V95H179V96H177ZM184 97H186V96H184ZM201 97H203L202 95H201ZM207 97V96H206ZM232 97V96H231ZM148 98H149V96H148ZM157 98V97H156ZM155 98V99H156ZM172 98V97H171ZM170 99L171 100V102H172V100H175V99ZM203 98H205V97H203ZM230 98V97H229ZM159 99V98H158ZM163 98H161V100H162ZM168 99V98H167ZM188 98H186V100H187ZM220 100H221V98H219ZM219 99H218V101H219ZM152 100V101H151ZM151 100L149 99V101H151V102H153V103H155L154 101H153V97L151 98ZM169 100V99H168ZM179 100V99H178ZM185 99L183 100V101H186ZM195 100V99H194ZM193 100V101H194ZM198 100V99H197ZM200 100V104H201V99H199ZM237 100H239V99H237ZM147 101H148V99H147ZM163 101V100H162ZM176 101V100H175ZM193 101L191 102V105H190V107L192 106V104H193ZM215 100H213V102H214ZM164 102V101H163ZM166 102V104H167V102L168 101H165ZM188 102V101H187ZM223 102V101H222ZM157 103H159V102H157ZM173 103H174V101H173ZM199 103V102H198ZM203 103V102H202ZM205 103V102H204ZM221 103V102H220ZM187 104V103H186ZM189 104V103H188ZM207 104H209L208 102H207ZM214 104V103H213ZM151 104H149V106H150ZM165 105V104H164ZM175 105H179V104H175ZM183 105V104H182ZM195 105H196V101H195ZM195 105H193V106H195ZM202 105V104H201ZM226 105V104H225ZM168 106V105H167ZM180 106V105H179ZM197 106V105H196ZM205 106V105H204ZM231 106V105H230ZM199 107V106H198ZM197 107V108H198ZM217 107V106H216ZM193 108V107H192ZM212 108H213V106H212ZM211 108V109H212ZM198 109H201V108H198ZM204 109V108H203ZM203 109H202V111H203ZM209 109V108H208ZM214 109H215V107H214ZM216 110H217V108H216ZM215 110V112H218L217 113V118H219V112L221 111V110H217L216 111ZM226 110V109H225ZM229 110V109H228ZM228 110H226V111H228ZM176 111V110H175ZM179 111V110H178ZM211 110H209L208 112H210ZM226 111H225V113H226ZM239 111V110H238ZM201 112V111H200ZM212 112H214L213 111V109H212ZM212 113V116H214L213 114H216V113ZM222 112H224L223 110L220 112L221 113V115L223 114ZM240 112V111H239ZM205 113V112H204ZM207 113V112H206ZM211 113V112H210ZM228 113V112H227ZM230 113H231V111H230ZM230 113H228V115H226V116H224V115H222V116H224L223 118H224V120L226 119V117L227 118H229L228 116H229V114ZM234 114H233V119H235L234 118V115H235V113H237V112H233ZM178 114V113H177ZM177 114H176V117H177ZM202 114V113H201ZM201 114H199V116L201 115ZM209 114V113H208ZM208 114H206V115H208ZM237 114H239V113H237ZM148 115H149V113H148ZM230 115H232V114H230ZM240 115V114H239ZM151 115H149V117H150ZM179 116V115H178ZM204 116V115H203ZM210 116V115H209ZM211 116V117H212ZM222 116H220V117H222ZM176 117L174 116V114L171 112L170 113V115H169V117H167V118H165L163 121H154V122H150V124H148V123H146L145 121H142V120H140L138 117L137 118H135V121H134V125L130 128V130H129V133H130V135H132V136H134L135 134L133 133V132H135V133H144V134H146V135H148L149 136V138H150V144H149V147L153 150H155V151H157V152H159V153H161L162 154V161L163 160H165L164 162H162V164L160 163L159 165L161 166V170H160V172H167V171H170V168L168 167L169 165H168V160L169 159H171L172 161H181V162H183V163H185V157H186V154L187 153H185V149H184V146H183V142H182V139H181V137H180V135H179V128H178V126H177V122H176ZM205 117V116H204ZM203 117V118H204ZM237 117H239L238 115H237ZM71 118H75V119H77V123H76V126H73V127H71V128H69V129H66V127L64 126L65 124H67L66 123V120L67 121H69V122H71ZM180 118V116L177 118V119H179ZM232 118H230L231 120H232ZM240 118H241V116H240ZM230 119H228V121L230 120ZM238 119V118H237ZM242 119H243V117H242ZM220 120V119H219ZM218 120V121H219ZM223 120V119H222ZM241 120V119H240ZM239 120V122H242V121H244V120H242V121H240ZM180 121H181V119H180ZM205 121V120H204ZM233 121H238V120H233ZM225 122H226V120H225ZM235 123V122H234ZM237 123V122H236ZM63 124V125H62ZM240 125V124H239ZM95 129V128H94ZM182 132V131H181ZM90 134H89V136L90 137H92L93 139H95L96 141H100V142H103V141H105V140H107V139H109V140H112V142H117L118 141V136L116 135V134H114V133H107V132H103V131H99V132H89ZM77 134V133H76ZM75 134V135H76ZM74 137V136H73ZM241 137V136H240ZM4 138V136H0V141L2 140ZM239 139L240 138H238V141H239ZM183 140H185V138H183ZM227 141V140H226ZM229 141V140H228ZM245 143V142H244ZM185 144V143H184ZM186 146H189V145H186ZM259 146V145H258ZM252 147V146H251ZM186 148V147H185ZM249 149V148H248ZM252 149H253V147H252ZM187 150H188V147H187ZM263 151V150H262ZM188 152V151H187ZM253 152V151H252ZM83 153H84V155L87 157V158H89L90 157V151H88V150H84L83 151ZM189 153V152H188ZM262 153V152H261ZM255 154V153H254ZM189 156H191V154H188ZM255 155H257V154H255ZM259 156V155H258ZM260 157V156H259ZM262 158H264V157H262ZM261 159V158H260ZM88 160V159H87ZM161 161V160H160ZM89 162V161H88ZM89 164H90V162H89ZM197 170V169H196ZM197 172H199V171H197ZM172 173V172H171ZM260 173V172H259ZM202 175V174H201ZM198 176H199V174H198ZM202 177V176H201ZM96 178V177H95ZM99 178V177H98ZM203 178V177H202ZM205 179V178H204ZM94 180V182L95 183H99V184H101V185H103V186H107V181H105V180H101V179H93ZM159 184H160V182H159ZM159 184H157V186L159 185ZM169 186H170V184H169ZM164 188H165V186H164ZM218 194H219V196H221L220 195V193L219 192H217ZM205 194V193H204ZM8 195V194H7ZM166 195V194H165ZM202 196H205V195H203L202 194ZM5 197V196H4ZM223 197V196H222ZM204 198V197H203ZM205 199V198H204ZM207 199V198H206ZM205 199V200H206ZM224 201V200H223ZM227 201V200H226ZM209 203V202H208ZM228 205H230L231 203L228 201ZM2 205H3V207L2 208H4V210H5V221H4V224H3V229H2V231H3V233L0 235L2 238H4L5 239V241L7 242V244H8V238H9V224H8V220L9 221H11V219H10V214H9V208H8V201H7V196H6V199H2ZM210 206V205H209ZM210 208V207H209ZM232 208V207H231ZM212 209V208H211ZM217 210V209H216ZM233 210V209H232ZM234 211H235V209H234ZM141 212V210H140V208H137V210L133 213V212H131V214L129 215V216H125V217H123V224L125 225V227L127 228V231H128V234H129V236L132 238V239H134L135 238V232H136V227H135V223L137 222L136 220L140 217V213ZM166 212V211H165ZM210 212V211H209ZM168 213V212H167ZM214 214V213H213ZM216 216V215H215ZM214 217V216H213ZM170 218H168V226H169V224H170V220H169ZM213 220H216V219H213ZM175 221V220H174ZM18 222H19V218H18ZM214 222V221H213ZM216 223H217V221H215ZM215 222H214V224H215ZM20 223V222H19ZM215 226H217V225H215ZM207 227V226H206ZM249 227V226H248ZM216 228V227H215ZM217 229H218V227H217ZM247 229V228H246ZM11 231V230H10ZM247 231V230H246ZM250 231V230H249ZM213 233V232H212ZM249 233H251V232H249ZM220 234V233H219ZM241 233H238V238L237 239H239L240 238V240L242 241V240H250V241H252V237H247L246 236V234H241ZM209 237V236H208ZM20 236H19V240H20ZM223 239V238H222ZM224 241V240H223ZM239 242V241H238ZM206 244H207V241H205V246H206ZM223 245H224V242H223ZM226 249V248H225ZM227 251V250H226ZM258 253H260V252H258ZM262 254V253H261ZM227 255V254H226ZM258 255V254H257ZM260 255V254H259ZM258 255V256H259ZM264 256V255H263ZM263 256H261V257H263ZM135 257H136V255H135ZM229 258V257H228ZM229 260H230V258H229ZM170 261H174L175 263H178L175 259H173V258H171L170 257V259L167 261H165V263L164 264H168V263H170ZM238 262V261H237ZM227 263V262H226ZM230 263V262H229ZM138 264H141L140 262H138ZM150 264V263H149ZM228 264V263H227Z\"/></svg>","mask_w":264,"mask_h":264},{"label":"crops","instance_id":"3","mask_svg":"<svg viewBox=\"0 0 264 264\" xmlns=\"http://www.w3.org/2000/svg\"><path fill=\"white\" fill-rule=\"evenodd\" d=\"M49 165L46 159L35 163L30 160L21 172L22 178H30L36 184V193L24 203L28 209L19 223L23 248L32 264H51L57 258L73 259L87 242L85 228L90 223V214L75 190L70 188L61 193L45 179L47 171H51ZM8 245L15 257L17 244L13 237L9 236Z\"/></svg>","mask_w":264,"mask_h":264},{"label":"built area","instance_id":"4","mask_svg":"<svg viewBox=\"0 0 264 264\" xmlns=\"http://www.w3.org/2000/svg\"><path fill=\"white\" fill-rule=\"evenodd\" d=\"M8 7L9 0H2L0 2V15H3ZM27 209V204L17 207L19 220L22 213ZM85 233L87 234V242L75 258H57L51 264H113L111 234L107 230L100 228L91 215L90 223L85 228ZM0 264H32L27 257V252L24 251L21 238L18 240L17 253L14 257L11 247L0 236Z\"/></svg>","mask_w":264,"mask_h":264},{"label":"water","instance_id":"5","mask_svg":"<svg viewBox=\"0 0 264 264\" xmlns=\"http://www.w3.org/2000/svg\"><path fill=\"white\" fill-rule=\"evenodd\" d=\"M185 165V164H184Z\"/></svg>","mask_w":264,"mask_h":264}]
</instances>
